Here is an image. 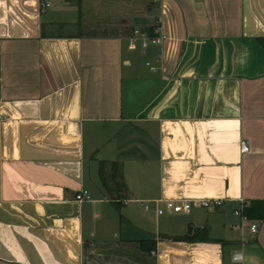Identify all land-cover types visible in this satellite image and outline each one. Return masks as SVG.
I'll list each match as a JSON object with an SVG mask.
<instances>
[{
  "label": "crops",
  "instance_id": "obj_1",
  "mask_svg": "<svg viewBox=\"0 0 264 264\" xmlns=\"http://www.w3.org/2000/svg\"><path fill=\"white\" fill-rule=\"evenodd\" d=\"M148 1L0 0V264H264V0Z\"/></svg>",
  "mask_w": 264,
  "mask_h": 264
},
{
  "label": "built area",
  "instance_id": "obj_2",
  "mask_svg": "<svg viewBox=\"0 0 264 264\" xmlns=\"http://www.w3.org/2000/svg\"><path fill=\"white\" fill-rule=\"evenodd\" d=\"M156 22V26L154 28V35L149 36L146 31H141L139 29H134L133 34L134 36L131 38V41L129 42V48L134 49L136 47L135 40H138L140 43V46L142 48L147 47L149 44H161L165 38V35L162 33V31L158 30L160 28V23L158 18H154L153 22ZM160 57V56H159ZM248 150V145L246 142L242 141L240 143V151L245 152ZM90 194L87 190L83 189L80 190L75 194V200L77 201H84L89 200ZM163 206L161 208L157 209L158 214L166 212H188L191 207L193 206H199L203 207L208 210H212L215 207L219 206L221 204V200L217 198H201V199H195V200H188V199H164ZM246 204H243L240 206L239 209L235 211L236 214H240L243 218L244 217L241 214L242 208ZM250 229L254 232L257 229V224L252 223L250 225Z\"/></svg>",
  "mask_w": 264,
  "mask_h": 264
},
{
  "label": "trees",
  "instance_id": "obj_3",
  "mask_svg": "<svg viewBox=\"0 0 264 264\" xmlns=\"http://www.w3.org/2000/svg\"><path fill=\"white\" fill-rule=\"evenodd\" d=\"M154 0L148 1L145 6L152 4ZM156 26V22L154 21L151 23L149 26L145 28L146 33L149 36L154 35V28ZM261 42L264 45V41L261 40ZM111 164L117 165L116 161H112ZM100 176L102 178V184L105 186L106 182L104 180V177L102 175V172L100 173ZM111 180L113 182V185L115 188L120 191L121 188H124V183L121 181V179H117L116 176V171L112 172L111 175ZM241 214L248 218V219H262L264 217V200H255V201H250L247 205H245L242 208ZM189 231V230H188ZM174 239H179V240H188L191 239L192 237L188 234V232L182 236H175L173 237ZM138 248L140 250H143L144 252L150 253L155 249V240H142L141 242L138 243ZM148 264H153L151 261H149Z\"/></svg>",
  "mask_w": 264,
  "mask_h": 264
},
{
  "label": "rangeland",
  "instance_id": "obj_4",
  "mask_svg": "<svg viewBox=\"0 0 264 264\" xmlns=\"http://www.w3.org/2000/svg\"><path fill=\"white\" fill-rule=\"evenodd\" d=\"M135 2H136V0H135Z\"/></svg>",
  "mask_w": 264,
  "mask_h": 264
}]
</instances>
